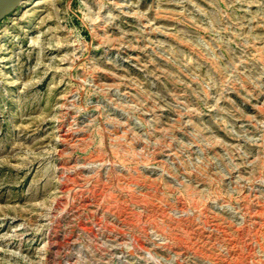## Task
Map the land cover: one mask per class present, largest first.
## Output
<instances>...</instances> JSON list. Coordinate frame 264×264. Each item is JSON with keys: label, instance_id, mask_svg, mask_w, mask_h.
Listing matches in <instances>:
<instances>
[{"label": "rangeland", "instance_id": "rangeland-1", "mask_svg": "<svg viewBox=\"0 0 264 264\" xmlns=\"http://www.w3.org/2000/svg\"><path fill=\"white\" fill-rule=\"evenodd\" d=\"M0 264H264V0L1 22Z\"/></svg>", "mask_w": 264, "mask_h": 264}, {"label": "water", "instance_id": "water-1", "mask_svg": "<svg viewBox=\"0 0 264 264\" xmlns=\"http://www.w3.org/2000/svg\"><path fill=\"white\" fill-rule=\"evenodd\" d=\"M28 1L35 0H0V23Z\"/></svg>", "mask_w": 264, "mask_h": 264}, {"label": "bare ground", "instance_id": "bare-ground-1", "mask_svg": "<svg viewBox=\"0 0 264 264\" xmlns=\"http://www.w3.org/2000/svg\"><path fill=\"white\" fill-rule=\"evenodd\" d=\"M29 2H31V1L26 2V4L29 3Z\"/></svg>", "mask_w": 264, "mask_h": 264}]
</instances>
